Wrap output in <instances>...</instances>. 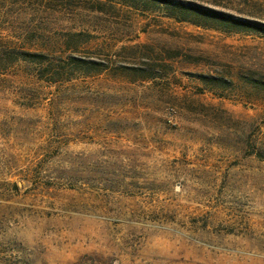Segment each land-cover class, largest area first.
I'll list each match as a JSON object with an SVG mask.
<instances>
[{
  "label": "rangeland",
  "instance_id": "rangeland-1",
  "mask_svg": "<svg viewBox=\"0 0 264 264\" xmlns=\"http://www.w3.org/2000/svg\"><path fill=\"white\" fill-rule=\"evenodd\" d=\"M161 1L0 0V264H264V31Z\"/></svg>",
  "mask_w": 264,
  "mask_h": 264
},
{
  "label": "trees",
  "instance_id": "trees-1",
  "mask_svg": "<svg viewBox=\"0 0 264 264\" xmlns=\"http://www.w3.org/2000/svg\"><path fill=\"white\" fill-rule=\"evenodd\" d=\"M161 2L164 3V5H166V8L170 11L169 15L171 17H174L175 19H178L179 21L190 22L194 25H199L201 23H204L205 25H208L214 29L223 30V31H264V27L262 26L260 28H254L253 23L238 18H234L222 12L215 11L214 9L211 8H203L197 5L194 6L184 5L174 0H163ZM21 55L23 61L39 66L47 65V68L53 65L52 59L55 58L54 56L34 54L29 52H23ZM66 56H67L66 58H69L71 62L79 63V66H77V68H79L81 71H89L90 69H96V68H88L89 66H100L94 62L76 60L71 55H66ZM51 68H52L51 71L54 70V72H56V75H62L60 69L63 68L60 67L57 68L51 67ZM45 71L51 73L50 70H45ZM93 71H99V70L97 69Z\"/></svg>",
  "mask_w": 264,
  "mask_h": 264
}]
</instances>
